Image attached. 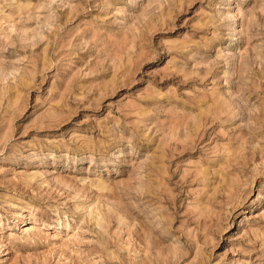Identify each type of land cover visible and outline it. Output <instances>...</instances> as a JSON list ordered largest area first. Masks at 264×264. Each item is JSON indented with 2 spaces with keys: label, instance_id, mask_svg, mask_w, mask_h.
<instances>
[{
  "label": "rangeland",
  "instance_id": "obj_1",
  "mask_svg": "<svg viewBox=\"0 0 264 264\" xmlns=\"http://www.w3.org/2000/svg\"><path fill=\"white\" fill-rule=\"evenodd\" d=\"M0 264H264V0H0Z\"/></svg>",
  "mask_w": 264,
  "mask_h": 264
}]
</instances>
